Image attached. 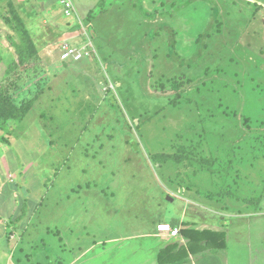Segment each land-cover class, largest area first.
I'll return each mask as SVG.
<instances>
[{"label": "rangeland", "instance_id": "rangeland-1", "mask_svg": "<svg viewBox=\"0 0 264 264\" xmlns=\"http://www.w3.org/2000/svg\"><path fill=\"white\" fill-rule=\"evenodd\" d=\"M58 1L0 0V89L3 95L10 89L17 103H32L26 117L8 127L10 134L0 131L8 141L2 146L14 165L33 164L31 179L45 180L31 182L24 206L28 214L41 194L40 211L32 213L25 233L31 264L133 262L127 253L134 249L136 259L149 255L140 248L146 241L123 237L159 217L181 218L178 191L187 194L189 187L196 197L227 186L240 198L235 201L247 200L259 215L244 229L240 223L228 229L229 264H264V147L254 142L264 139V0H164L160 6L162 0H107L105 9L85 17L96 32L94 50L73 66L58 59L57 46L72 45L73 38L51 24L66 28L74 18L61 13ZM21 8L26 15L20 16ZM12 12L33 32L40 52L32 70L6 76L15 56L9 37L17 40L4 20ZM26 75L34 76L30 83H48L37 99H30L35 89L24 82ZM174 143L185 146V158L155 162L173 153ZM230 147L236 156L225 178ZM211 151L223 158L221 179L200 169ZM206 198L213 204L208 211L199 202L194 207L217 217L213 222L222 213L236 214L229 210L234 203L219 209L209 193Z\"/></svg>", "mask_w": 264, "mask_h": 264}, {"label": "crops", "instance_id": "crops-1", "mask_svg": "<svg viewBox=\"0 0 264 264\" xmlns=\"http://www.w3.org/2000/svg\"><path fill=\"white\" fill-rule=\"evenodd\" d=\"M89 1L90 3L86 5H81L79 3L73 4L74 11L69 16H66L61 12L66 17H72V18L74 17L73 21L70 22L72 23V25H70L69 27L65 28L64 24L60 25L57 22L51 24L52 26L57 27L58 31L60 30L64 31L62 34L65 35L72 34L69 35L73 38V43L72 45H70V48L72 49L74 48L81 53V55L79 56L75 55L77 53H72V55L68 54L67 56H64L65 53L63 51V46L61 48L57 46L60 52V53L58 52V59H60V64L62 66L69 64L73 66V62L78 61V59L81 60L85 58L89 59L94 50L92 41L94 38H96V32L94 31L92 21L88 19L89 21L87 20L86 22L85 17H90L91 15L90 13L92 12L93 8H96L97 6L96 5L97 0L96 1L89 0ZM59 3L60 0L58 1V4ZM82 6L84 7L82 8ZM44 8H42L41 11H45ZM1 9H5V8L3 6L0 7V14L2 15ZM18 11L20 16L26 15V11L24 10V8L18 9ZM51 16L53 17V14H51ZM78 20H80V22H78ZM76 21L83 29L80 28V26L75 23ZM82 33H84L85 35H83ZM62 34H61V38L64 36ZM79 34L83 37H86L87 40L85 39L83 41V38H81ZM79 38L80 40H78ZM0 62H2V60H0ZM20 91H22V93H25L24 92L25 88L22 87V90ZM4 144L6 143H0V264H31L29 254L26 255L27 252L29 251V248L27 246V242H26L27 239L25 233L26 231H28V224L31 225V222L34 218L33 214L40 211V209H38V204L41 203L42 201L41 194L35 197L34 202L30 204L29 208L31 211H29L28 214L24 212V206L28 200L27 195L30 193L31 182L38 180L40 184L42 182V185H44L45 180L44 181L41 180L40 175L38 176V178H34V180L31 179V177L29 176V174L32 173L31 171L33 167V164H31V162L25 161L24 163V160H22V162L19 163L16 162V165H14L13 162H10V160L7 158L10 152L8 151L9 150L8 148L2 146ZM13 160L16 161L15 158ZM71 161L73 162V159H71ZM70 165L71 162H69V166ZM213 190L215 191L216 189ZM185 191L187 192V194L183 190L178 191L181 196L180 199L178 200L183 202L182 205L180 203L181 218H179L178 220L174 219L168 222V221H162L161 217H159L156 218L155 220H150L148 222L150 226H148L145 230H142L140 233L136 232L135 234L129 236L127 235L123 237L125 241L130 240L131 237L132 239H141L143 241H146L145 244L143 242L140 244V248L142 251L149 254L148 256H144V257L139 255L138 256L139 258L136 259L137 256L134 255L136 249H134L132 253L128 252L127 255L129 257L133 256L135 260L127 264H171L165 262L172 261L175 258L177 260L181 259L183 261L182 263L179 264H229V260L227 258V256L230 253V252L228 253L229 237H230L228 229H230L232 225H235V223L238 224L240 223L241 224L240 227L244 229L245 222H249V220L252 217L255 216L259 217V215L248 209L247 206L249 203H247V200H244L246 202L240 200L235 201L234 200L235 197H233L232 195L224 196L228 198H223V196H213L214 199L213 203H215L216 207L221 209L223 202L234 203V205L228 204L230 205L229 210L231 211V213L236 212V214L222 213L221 214L222 217L219 218L218 221L213 222L217 220L215 219L217 217L211 215V213L207 215V212H205L204 210L199 211L197 207H194V205H196V203L199 202L200 205L201 206L204 205V208L206 207L208 211V208H211L213 204L210 205L208 204L209 201L207 202V200H210V198H206V194L214 191H209V192L203 191L204 193L203 195L198 194L196 197L192 195V192L193 193L195 192L191 189L189 190V187L188 189H185ZM231 192L235 193L232 190L230 191V193ZM202 196L205 197L204 199H202L203 201H201ZM166 198L171 202H173L176 199L175 197L170 195L167 196ZM158 201L160 203L163 202L164 205L163 200L162 201L158 200ZM219 204L221 207L218 206ZM157 206L160 209L161 207L160 204H158ZM239 207L241 209H239ZM236 210H241L240 211L241 213H238ZM226 214H228V216L224 217L223 215ZM229 215L231 216L228 219ZM182 217H186V219L182 220ZM207 221L210 223H215V225L209 226ZM159 223H168L172 228H177L178 233L176 235H171L168 232L158 231L157 224ZM186 228L196 231L202 229H210L216 232H220L222 234V239H220V241H217V244L215 243L217 249L216 251H214L216 252L215 254H213L214 256H210L212 252H210L209 250H200L199 249L200 246L198 244L200 242L204 243V241L203 242L200 241L198 242V244L196 243L194 244V240H191V237H194V239H196L195 237L196 234L194 233L189 234L186 232L184 233L182 229H186ZM220 243H222L223 245H220ZM193 244H194V250L199 249L198 251L195 252L190 251ZM166 246L168 247L167 249H165V252L160 254V251L162 249L164 250V247ZM219 246L220 248H218ZM245 250H246L245 254L247 259L248 252L247 249ZM233 253L236 254L233 257V259H236L238 253L235 251ZM208 255L210 257H213V259H210L208 257H205L207 259L204 258V256H208ZM220 257L222 258V261L220 260ZM36 262L38 263V261Z\"/></svg>", "mask_w": 264, "mask_h": 264}, {"label": "trees", "instance_id": "trees-1", "mask_svg": "<svg viewBox=\"0 0 264 264\" xmlns=\"http://www.w3.org/2000/svg\"><path fill=\"white\" fill-rule=\"evenodd\" d=\"M106 1L107 0H98L96 3L97 6L95 9L97 10V8H104L106 6ZM163 3H164V0H162L158 5L160 6V4H163ZM90 14H91L90 17L94 16V11H92ZM88 19L89 18H87L86 20ZM4 20L6 21V23H8V26L11 25V28L15 32V35L17 37V40L14 39L13 36L9 37L11 45L12 47H14V50H15L14 52L15 56L6 66V69H5L6 76L7 75L12 76V74L14 73L21 74L23 70H27V71L32 70L33 61L35 59V56L37 57V53H38V48L36 45V41L34 40L33 32L27 28L25 22L18 16L16 12H12L11 17H4ZM19 76L21 78V75ZM19 76L17 75L16 77L18 80H20ZM33 77L34 76L26 75V77L24 78V82H26V84L28 83L32 85L33 88L35 89L32 93L33 96L30 99H37L38 96L42 95V93L45 92L44 88L46 87L48 83L47 81L45 82L41 80H39L38 82L30 83ZM16 82L17 80L14 83L12 82V84L14 85L12 87V90L14 92L19 88V86L16 87ZM8 87H10V83L8 84ZM48 87L50 86L48 85ZM171 88H175V87H171ZM9 90L10 89H7L8 93L3 95L2 94L4 92L3 88L0 89V131H3L4 128H7L4 131L10 134L12 132V129H8V127H10L12 123L15 121L23 120L26 117V115L30 112V109H31L30 107L32 103L31 101L17 103L15 99H13V96L11 94L12 92L10 93ZM27 92L28 94H30V91H27ZM58 99H59V96H55L52 99V102L54 101L55 103L54 106H57ZM42 115H43V118L47 116V114H44V113ZM50 118L52 119L53 117H50ZM42 123H43V127H46L45 120ZM254 142L258 143L260 148L264 147V139L259 138V136L254 138ZM0 143H8L6 138L3 137L1 134H0ZM173 148H175V151L173 153H168V154H163V155L156 154L155 156L159 155V157H156V158L160 160H156L154 156V159L156 160L155 162H158V161L163 162L168 159H174L175 161H178V162L180 160H183L185 158L184 156L185 146H182V145L177 146L174 143ZM250 149H251L250 150L251 154L260 153V151L256 148H250ZM220 156L221 155L219 153H215L212 151L209 152L207 155H205V157L208 159L201 162L202 166L200 169L202 171H208L211 175H217L216 173L219 174L220 173L219 171H222V169H219L218 163L220 162V160L223 159ZM235 156H236L235 147H230L229 150L226 151V154L224 156V159H226L227 163L226 165H224L225 169H224V172L222 173L225 178L228 176L227 173H229L232 167V163H234ZM241 158L244 159V157H241ZM219 178L221 179L220 174H219ZM227 187H223L222 188L223 191L219 190L216 193L214 192L209 193L211 199H213V196H223L224 197L225 195H232L233 197L238 199L239 197H236L233 192L230 193V189ZM250 203H252V205H256L258 202L252 201ZM182 230L184 231V233L186 232L189 234L191 233L196 234L195 236L196 239H194V237H191V240H194V244L195 243L198 244V242L204 241V243L200 242L198 244L200 246L199 248L200 250H209V251L214 252L217 249V246H216L217 241H220V239H222V234L220 232H216L210 229H202V230L196 231V230L186 228ZM194 244L192 245L190 249L191 252H195L199 250V249L194 250ZM220 245H223V244L220 243ZM167 247L168 246L164 247V250L162 249L160 251V254L165 252V249H167ZM218 248H220V246ZM182 262L183 261L181 259L177 260L175 258L174 260L167 261L165 263L179 264Z\"/></svg>", "mask_w": 264, "mask_h": 264}, {"label": "built area", "instance_id": "built-area-1", "mask_svg": "<svg viewBox=\"0 0 264 264\" xmlns=\"http://www.w3.org/2000/svg\"><path fill=\"white\" fill-rule=\"evenodd\" d=\"M61 3V12L66 15L69 16L73 11H74V6L72 3V0H60ZM63 51H64V56L66 54L72 55V53H77L75 54L76 56L81 55V53L79 51H77L76 49H72L70 48V45H63ZM87 54V53H85ZM157 230L160 232H168L171 235H176L178 233V229L177 228H172L168 223H159L157 224Z\"/></svg>", "mask_w": 264, "mask_h": 264}]
</instances>
